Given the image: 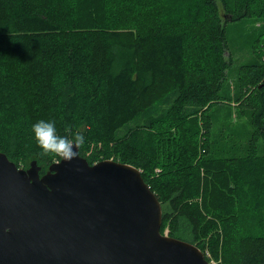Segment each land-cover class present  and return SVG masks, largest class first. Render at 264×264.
I'll use <instances>...</instances> for the list:
<instances>
[{
    "label": "trees",
    "instance_id": "1",
    "mask_svg": "<svg viewBox=\"0 0 264 264\" xmlns=\"http://www.w3.org/2000/svg\"><path fill=\"white\" fill-rule=\"evenodd\" d=\"M244 21H264V0H0V151L18 167L36 160L43 175L62 157L43 152L32 125L80 131L91 165L141 170L162 234L221 264H264L263 25L237 81L250 144L221 157L208 142L212 108L230 101L229 26Z\"/></svg>",
    "mask_w": 264,
    "mask_h": 264
},
{
    "label": "water",
    "instance_id": "2",
    "mask_svg": "<svg viewBox=\"0 0 264 264\" xmlns=\"http://www.w3.org/2000/svg\"><path fill=\"white\" fill-rule=\"evenodd\" d=\"M41 175L0 151V264H210L162 234L163 208L141 170L80 154Z\"/></svg>",
    "mask_w": 264,
    "mask_h": 264
},
{
    "label": "rangeland",
    "instance_id": "3",
    "mask_svg": "<svg viewBox=\"0 0 264 264\" xmlns=\"http://www.w3.org/2000/svg\"><path fill=\"white\" fill-rule=\"evenodd\" d=\"M107 13L108 11H106V14ZM236 25L238 27H236ZM262 25L264 26V21L259 23L244 21L242 24L238 22L229 26L228 35L230 37V47L233 52V60L232 65H229L226 70V77L221 96L230 99V101L225 100V102L229 103L226 107L221 106L212 108L211 110V115L213 116L212 120L214 122L211 136H208V142L210 138V147L213 156H233L235 153H239L243 150L239 149V146H242L243 148L250 144L252 130L254 129L250 124V114L240 113L237 110L238 105L236 103V96L239 93L237 81L240 67L248 64L255 58V54L251 47V39L255 28H261ZM199 126L202 131L203 123L201 120ZM173 133H176V136L179 135L178 130H174ZM204 134L205 133L201 132L200 139L202 138V135L204 137ZM263 154L264 152L260 151L259 155ZM33 161L36 160L30 161L28 168H19L27 170L30 168ZM164 234L168 235L169 230L167 229ZM206 256L211 258V260H209L210 264H221V260H215L210 254L207 253Z\"/></svg>",
    "mask_w": 264,
    "mask_h": 264
},
{
    "label": "clouds",
    "instance_id": "4",
    "mask_svg": "<svg viewBox=\"0 0 264 264\" xmlns=\"http://www.w3.org/2000/svg\"><path fill=\"white\" fill-rule=\"evenodd\" d=\"M32 133L44 153H55L69 162L78 156V147L85 143V136L80 131L75 132L71 139L59 135L53 120L37 121L32 125Z\"/></svg>",
    "mask_w": 264,
    "mask_h": 264
}]
</instances>
